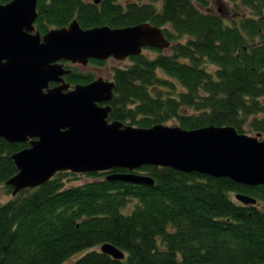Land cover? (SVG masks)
I'll use <instances>...</instances> for the list:
<instances>
[{
	"label": "trees",
	"instance_id": "obj_1",
	"mask_svg": "<svg viewBox=\"0 0 264 264\" xmlns=\"http://www.w3.org/2000/svg\"><path fill=\"white\" fill-rule=\"evenodd\" d=\"M230 1L242 15L233 24L213 0H39L35 24L42 34L74 19L83 28L158 25L171 47H148L154 56L115 67L109 119L146 129L171 120L185 129L234 126L264 138V0ZM73 70V86L93 79ZM30 145L0 137V193L12 194V156ZM129 171H60L0 203V264H63L85 250L73 264H264V185L157 165L132 171L154 184L108 178ZM82 176L91 179L71 184ZM105 243L126 258L96 249Z\"/></svg>",
	"mask_w": 264,
	"mask_h": 264
},
{
	"label": "water",
	"instance_id": "obj_2",
	"mask_svg": "<svg viewBox=\"0 0 264 264\" xmlns=\"http://www.w3.org/2000/svg\"><path fill=\"white\" fill-rule=\"evenodd\" d=\"M39 0L0 3V137L11 143L30 142L13 154L18 173L6 184L13 196L45 184L60 171L86 173L126 168L109 179L154 184L145 165L168 166L183 172L226 177L249 186L264 185V139L234 126L180 125L139 127L109 119L116 83L99 77L71 90L72 73L63 61L87 65L92 59L122 60L145 47L167 49L164 30L151 22L125 27L36 28ZM99 4L101 0H94ZM56 83L55 86H51ZM245 204L255 197L237 193ZM101 250L116 259L126 253L112 243Z\"/></svg>",
	"mask_w": 264,
	"mask_h": 264
},
{
	"label": "rangeland",
	"instance_id": "obj_3",
	"mask_svg": "<svg viewBox=\"0 0 264 264\" xmlns=\"http://www.w3.org/2000/svg\"><path fill=\"white\" fill-rule=\"evenodd\" d=\"M92 1H94V0H92ZM146 1H149V0H146ZM157 1H159V0H157ZM212 8H213V11H219L222 13V15L224 16L225 22L227 24H233L234 23L233 19L242 16L241 14H239L233 10L234 4L230 0H213ZM143 52L145 54H150V55L154 56L153 52H149L148 49H145ZM129 64H131V60L129 58H125L122 60L110 58L102 64H98V63H94V62H90L87 65L76 64L75 69H77L79 71V73H81L83 75L92 76L93 79H97L99 77H104V79L113 80L114 74H115V67H122L123 68V66H127ZM168 124L171 126H174V125H177V121L171 120L168 122ZM246 128H249V126L247 125ZM246 134H248V133H246ZM255 134L256 133H254V132H249V135H255ZM89 179H91V177H88V176L83 177L82 176L81 179L74 180L71 182V184L72 183L87 182ZM12 195L13 194H8L7 192H1L0 193V203L8 201L12 197ZM100 248H101V246L96 247V249H100ZM87 251H89V250L82 251L80 253H77V254L69 257L66 260V262H64L63 264H73L78 258H80L82 255H84Z\"/></svg>",
	"mask_w": 264,
	"mask_h": 264
},
{
	"label": "flooded vegetation",
	"instance_id": "obj_4",
	"mask_svg": "<svg viewBox=\"0 0 264 264\" xmlns=\"http://www.w3.org/2000/svg\"><path fill=\"white\" fill-rule=\"evenodd\" d=\"M92 62V61H91ZM65 65L67 66V67H70V66H72V67H74V68H72V70L73 69H75V65L73 64H71V61L69 62V61H65ZM71 68V67H70ZM74 71V70H73ZM52 85H55V83H53Z\"/></svg>",
	"mask_w": 264,
	"mask_h": 264
},
{
	"label": "bare ground",
	"instance_id": "obj_5",
	"mask_svg": "<svg viewBox=\"0 0 264 264\" xmlns=\"http://www.w3.org/2000/svg\"><path fill=\"white\" fill-rule=\"evenodd\" d=\"M234 198V197H233ZM237 199V198H236ZM237 200H239V199H237ZM240 201V200H239ZM102 247V246H101Z\"/></svg>",
	"mask_w": 264,
	"mask_h": 264
}]
</instances>
